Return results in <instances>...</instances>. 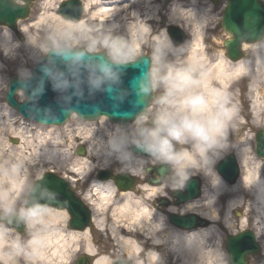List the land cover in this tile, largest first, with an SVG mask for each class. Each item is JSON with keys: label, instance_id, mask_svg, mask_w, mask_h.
I'll use <instances>...</instances> for the list:
<instances>
[{"label": "rangeland", "instance_id": "374dc122", "mask_svg": "<svg viewBox=\"0 0 264 264\" xmlns=\"http://www.w3.org/2000/svg\"><path fill=\"white\" fill-rule=\"evenodd\" d=\"M62 1L64 0H36L30 9L28 18L18 21V31L22 40L9 29L0 26V115L7 116L12 122L11 129H8L7 122L2 124L3 120L0 121V143L2 141L0 180L3 174L2 167L9 171L17 161L15 157L9 155V147L18 146L20 150H24V155L27 156V158L17 161L21 188L17 192L10 190V198L7 203L2 198L1 193L8 190V187L6 185L0 186V213H3L2 210L7 208L10 209L8 214L19 213L18 210L23 208L26 194L33 180L48 171H53L59 175H71L72 168L78 166L86 168L88 166L85 173L76 174L87 176L92 175L99 168L105 167L112 168L114 173L123 172L126 170L124 165L127 164V157L128 164H135L138 161L144 166L145 162L149 163V159L131 154L129 151L130 144L114 147V145H120L123 139L130 137L133 122L124 127L109 122L106 118L83 121L72 115L63 125L46 126L24 119L5 103L4 95L8 87L9 77L26 78L22 77L21 73H30L34 64L49 49L64 47L82 48L90 52H104V44L114 43L122 51L130 53L134 57L133 60L141 55L151 57L149 72L153 95L144 113L149 116V122L162 108L181 106L184 100L185 103L192 101L189 98L191 95L189 94L190 88L187 86L181 88L178 84L182 81L183 73L187 72L191 83H195L205 70L201 69V66L191 69V64L188 61L189 50L180 48L186 41L190 40V32L194 28V23L201 22L203 24L202 38L197 52L205 58L202 64L208 68L220 56L227 58L223 46V41L227 35L220 26L222 5L225 0L218 1V4H215L213 0H81L84 7L81 19L84 20L85 27L72 30L65 26V20L57 14V6ZM103 3H105V7L102 8L114 6L116 9L107 17L111 19L102 27L98 17L92 16L91 13L100 9ZM171 10H174L176 15H173ZM51 13L55 19L52 18ZM190 16L195 19L193 23L189 20ZM40 17H45V19L39 21ZM130 23L135 25L136 23H145L149 28L143 33L141 46L138 49L133 46L132 36L128 32V24ZM167 25L176 26L184 31L186 40L177 47L170 45L167 50L156 53L155 37ZM137 34L138 32L134 34V38L139 37ZM6 45H8L7 50ZM154 54L158 56V59L154 58ZM243 57L251 59L253 55L251 52L243 50ZM233 90L236 98V118L232 119L226 127L227 153L232 152L236 156V152L243 148L248 157L249 166L256 165L264 178V163L255 155L253 146L254 132L258 129H264V116L257 119L253 118L250 113L251 102L245 78L239 81ZM16 98L21 101L25 99V95L19 91L16 93ZM149 108L151 111H147ZM19 132H27L28 134H26L29 136L27 139L30 140V143L27 144L26 140L21 142ZM79 146L85 148V156L76 153ZM24 147L26 149H23ZM47 149L59 153H53L54 157H49ZM242 172L240 166V175ZM6 181L4 179L2 182L5 184ZM136 184L131 190L133 197L140 199L142 205H147L152 209L151 217L143 219L140 223H135L131 215L125 213L116 214L118 217L114 220L112 209L115 205L105 206L103 211H109L106 225L103 223L102 229H97L93 217L94 224L92 229L90 228L91 231L88 230L90 234H94L93 241L89 233L79 234L80 240L77 242V247L75 248L73 243L67 246L68 258L62 264H73L78 255V250L86 248L87 243L93 247L91 254H94V258L105 256L108 258V264H113V261L120 257L125 258L126 261L129 260L132 264H137L139 260L142 264H176L171 261L173 255L166 244L161 245L160 252H157V254H162V257L153 263H147L145 257L150 251L147 243L152 244L151 240L155 239L159 242H170L171 239L168 235L171 229L167 227L168 222L165 221V215L163 226L151 231L152 224H157L165 211L163 212L160 207L153 205L156 196L159 195L158 192L148 194L144 189H140L139 187L144 185L141 178L136 179ZM203 189L204 182L202 181L201 196L199 197L201 199L203 198ZM208 192L211 195L210 188ZM238 196V193H230V195L225 193L217 197L212 206L217 218L214 222L210 221L209 225H214L218 231L221 238V258L224 257L225 259L227 258L224 246L225 237L241 230L247 229L255 232L259 244L262 249L264 248L262 214H257L256 207H254L256 204L251 193L247 194L246 198L242 196L240 203L236 202L233 205V203L227 202L228 197L236 198L237 201ZM227 212H229L228 216L226 215ZM225 219H228L230 224ZM0 223L2 222L0 221ZM25 225L26 231L19 234L23 240L31 230L28 229L27 222ZM168 226L170 227V225ZM153 234L156 236L154 239H152ZM121 235L130 236L137 242L136 244L141 251L137 257L128 256L125 248L119 244L118 238ZM215 238L211 240L212 243H216L218 236L215 235ZM262 249L258 255L250 259L249 264H264ZM221 261L222 259L214 264H221Z\"/></svg>", "mask_w": 264, "mask_h": 264}, {"label": "bare ground", "instance_id": "6f19581e", "mask_svg": "<svg viewBox=\"0 0 264 264\" xmlns=\"http://www.w3.org/2000/svg\"><path fill=\"white\" fill-rule=\"evenodd\" d=\"M102 7H105V3L101 5L100 9L93 11L91 14L92 16L98 17L100 22L99 24L103 27L107 24L108 20L111 19L107 17L111 15L116 8L114 6L111 8ZM171 12H173V15H176L174 10H171ZM51 16L52 18L54 17L52 13ZM43 19H45V17H40L39 21H42ZM62 19L65 20V26L70 30L85 27L84 20L82 19L78 22L65 18ZM189 20L192 23L195 21V19H192L191 16ZM193 25L194 28L190 32V40L186 41L180 48L189 50L188 61L191 64V69L201 66V69L205 70L201 73L199 80L195 81V83H191L187 72L183 73L181 78L182 81L178 84V86L181 88H184V86L190 88L191 92L189 94L191 95L189 98L192 101L189 102L196 100L201 101V107L209 109L218 115L225 127H227L228 123L232 119L236 118V98L233 88L239 81L245 78L247 80V92L249 93V100L251 102L250 113L253 118L257 119L264 116V40L258 44L242 43V49L244 51L251 52L253 55L251 59L243 57L232 61L229 58H223V56H220L215 63L206 68V65L202 64L203 60H205L204 56L197 53L199 43L202 38L201 32L203 24L200 22L194 23ZM148 29V25L145 23H136V25L133 23L128 24V32L132 36L133 46L136 49L140 48L143 33ZM136 32H138L139 37L134 38V34ZM156 43V48L159 47L160 52L167 50L169 47L158 40H156ZM7 49L8 45H6V50ZM170 75L171 73L169 76ZM186 103L184 100L181 106H184ZM0 121H2V124L7 122V128L11 129L10 127L12 122L7 116L0 115ZM26 133L27 132H19V137L21 142L26 140L28 144L30 143V140L27 139L29 136L27 135L28 133ZM1 146L2 141L0 143V152L2 151ZM23 149H26V147ZM50 150L51 149H47L49 157H54L53 153H59L55 150ZM9 155L15 157L17 161L27 158V156L24 155V150H20L18 146L9 147ZM236 157L243 170L242 174L234 184L230 185L221 181V183L215 188L210 187L211 195H215L217 198L225 193L229 195L230 193H238L239 196L237 201L236 198H227V202L233 203L234 205L236 202H242L240 199L242 196L243 198H246L247 194L251 193L256 204L254 207H256L257 214L261 213L263 217L262 235L264 238V178L261 176L260 170L256 165H251V167L249 166V160L243 148L236 152ZM17 161H15V164L9 171L6 169L4 170L2 167L3 174L0 180V186L4 187V185H6L8 187V190L1 193L2 198L6 203L10 198V190L12 192H17L21 188V181L19 180V166ZM142 167L143 164L138 161L135 164H128V170L130 173L133 169L141 171ZM86 168L78 166L76 168H72V171L77 174L85 173ZM140 176L141 175H136V177L141 178L144 184L141 186V189L147 191L148 194L156 192L160 194L163 192L160 184H148L144 181L142 176ZM4 179L7 180L5 184L2 182ZM90 188L93 191V196L97 199V203L94 208V222L97 226L96 228L99 230L102 229V225L104 223L103 209L109 204H115V207L112 209V213L115 217L114 220L118 217L116 214L120 215L125 213L131 215L133 222L135 223H140L143 219L151 217L152 209L147 205H142L140 199H135L131 191L121 192L119 200L114 201L116 192L113 184L108 180L103 183L93 182ZM199 200H201V198L186 202L180 207H176L174 204H169L165 209L166 211H163L164 214L161 215V217L164 218L167 212L171 213L177 211L179 213H186L189 211H195V213L201 215L198 211H209L208 209L203 208V206H200ZM228 214L229 212L226 213L227 216ZM204 217L208 218L207 216ZM216 218L217 216L215 214V219ZM65 219L66 216L63 210H49V212L41 216L38 221H34L31 228L28 227V229L31 230L27 233V237L24 240L21 235H19L20 233L15 231L12 226L0 223V264H2V259L5 253L8 254L9 264H62L64 261H67V246L73 243L76 248L77 242L80 240V232L84 231L87 234L88 228L86 227L81 231L68 228L66 231L62 226L64 225ZM215 219L209 220L214 222ZM225 221L230 224L228 219H225ZM156 225L157 224H152L151 231H154L155 228H159ZM167 227L171 229L170 234L168 235L170 236L169 238L171 241L166 243L159 242L155 239L151 240V242H153L152 244L147 243L149 244L147 245L148 248H150V251L147 252L145 257L147 263H153L162 257V254H157V252H160V247L164 244H166V246L168 245L167 248H170L168 250L172 253L174 258L173 261L176 264H214L215 262H219L221 259L225 261L224 257L221 258V238L214 225L197 227L196 229H192L190 231H182L174 228L172 225L170 227L167 225ZM215 235L218 236V239L216 243H212L211 240L216 239ZM154 237L156 238L155 234H153L152 239H154ZM5 241L7 242L6 244L4 243ZM118 242L125 248V252L130 257H137L138 254L141 253L139 246L136 244L137 242L130 236L121 235L118 238ZM82 252L83 254L86 252L91 254L93 253V247L87 243L85 252ZM93 264H108V258L105 256L96 257ZM137 264H142V262L139 260L137 261Z\"/></svg>", "mask_w": 264, "mask_h": 264}, {"label": "water", "instance_id": "95a60500", "mask_svg": "<svg viewBox=\"0 0 264 264\" xmlns=\"http://www.w3.org/2000/svg\"><path fill=\"white\" fill-rule=\"evenodd\" d=\"M33 0H0V25L12 30L22 40L18 33L16 23L19 19L27 17L29 7ZM214 3H217L214 0ZM58 13L65 19L76 21L80 17L81 5L79 0H66L58 8ZM222 28L230 36L224 41L226 55L231 60H237L242 53V42L259 41L264 36V4L260 0H227L223 11ZM173 46H178L185 39L184 32L176 26L167 27ZM72 57L75 53H82L80 61L65 60L58 55L55 49L49 50L31 70L30 77L21 79L11 76L5 101L25 118L32 119L42 124H63L71 113H76L78 118L94 120L106 116L109 121L126 126L138 115L144 114L145 109L152 98V90L149 79L150 57L141 55L133 61L125 64L113 65V71L117 75L116 80H108L102 83V90L91 89L87 83L89 75L87 65L105 59L103 52H89L85 49L60 48ZM57 66L65 70L67 78L77 87L70 86L64 91H54L51 81L44 76L42 67ZM68 68L77 71L76 76L68 74ZM42 83V91H40ZM147 88V91L143 88ZM21 89L25 95L24 102L15 100V92ZM77 92L80 95H77ZM134 154L145 155L142 151L130 146ZM255 152L264 158V131H259L255 136ZM77 154L84 155L82 147ZM153 168H146L150 172ZM162 178L167 172L163 167L154 169ZM219 175L229 184L236 181L239 175V167L233 153L227 154L216 165ZM99 179H110L114 185L123 190L132 189L135 178L131 174L121 173L113 175L107 170L99 172ZM156 183V182H153ZM72 192L68 184L57 178L52 173L44 174V178L36 181L28 192L24 208L31 207L35 203L43 205H57V200H63L60 206L66 202H73ZM171 196L176 199L177 205L192 200L199 196V180L191 178L183 192L174 191ZM76 221L88 218V212L83 214L80 209L76 213ZM83 217V218H82ZM168 221L176 228L190 230L197 226H205L208 221L196 214L178 215L167 214ZM0 221L6 225H12L19 232L24 231V220L18 214L5 216L0 214ZM80 223V222H79ZM82 223V224H83ZM88 223V222H87ZM229 264H246L248 254L257 252V244L254 235L249 230H243L236 235H231L225 241ZM88 257H79L75 264H86ZM114 264H131L124 258H119Z\"/></svg>", "mask_w": 264, "mask_h": 264}, {"label": "clouds", "instance_id": "9594fccd", "mask_svg": "<svg viewBox=\"0 0 264 264\" xmlns=\"http://www.w3.org/2000/svg\"><path fill=\"white\" fill-rule=\"evenodd\" d=\"M155 39L165 45H171V37L168 35L167 28L161 29ZM103 48L105 59L87 65L89 72L87 83L94 90H102L103 82L117 79L113 65L125 64L134 59L130 53L122 51L114 43H106ZM55 51L65 60L80 61L83 55L75 53L72 57H68L67 53L59 48ZM155 52L159 53L160 48L157 47ZM154 58L158 59V56L154 54ZM41 71L51 81L54 91H64L70 86L78 88V83L70 82L65 70L60 67L44 66ZM77 71L68 68V74L72 76H76ZM29 75L28 72L21 73L22 77ZM42 83L43 80H41L40 91H42ZM143 90L147 91V88ZM77 95L80 93L77 92ZM201 103L196 100L184 106L162 108L150 122L147 114L138 115L133 121L130 137L123 139L120 145H114V147L134 145L150 158L148 161L150 164L163 167L165 172L172 174L174 180L168 186L174 190H183L193 176L201 177L204 189L203 198L199 200L200 206L209 211L198 212L209 219H215L212 206L216 196L209 195L208 189L215 188L222 181L215 165L227 154L228 145L225 142L227 130L219 116L209 109L202 108ZM131 173L136 176L143 174V171L133 169ZM2 211L7 215L10 209ZM18 211L20 218L25 220L31 228L34 221H38L41 216L49 212V208L46 205L35 203L31 207L21 208ZM156 226H163V217L157 221ZM2 264H9L7 253L4 254ZM221 264H227V262L222 260Z\"/></svg>", "mask_w": 264, "mask_h": 264}, {"label": "flooded vegetation", "instance_id": "af4514ba", "mask_svg": "<svg viewBox=\"0 0 264 264\" xmlns=\"http://www.w3.org/2000/svg\"><path fill=\"white\" fill-rule=\"evenodd\" d=\"M155 166H157V165H155ZM142 178L148 184L155 185L153 182H156V184H160L161 188L163 189V192L160 193L159 196H157V198L155 199V202L153 203L154 206L160 207L162 211H166L165 209L169 204H174L175 199L170 197V193L174 189H172L171 187L168 186L174 180V177L172 176V174L170 172L165 174L162 178H160L155 173L143 174ZM79 179H80V177L77 176L74 180H76V181L78 180V181L74 182L72 184V190L74 191L75 201L71 202V206L76 207V205H78L80 207V205H85L90 210V214H91L90 228L92 229V225L94 224V222H93V220H94V218H93L94 217V208H95V205L97 203V199H96V197L93 196V192H89V187H88L89 181H90L89 178L82 179V180H79ZM157 181H159V183ZM120 194H121L120 191H116V197H115L114 201L119 200ZM112 205H114V204H110V206H112ZM49 210L53 211V210H60V209H49ZM63 212L65 213L66 219H65L64 225L61 224L64 227V228L63 227L62 228L65 229L66 231L68 230V228H71V229L76 228V227H72V226H74V224L71 223L72 216L70 215L68 210L64 209ZM190 212H193V211H190ZM83 221H84V219L79 220V222H80L79 224L81 225L83 223ZM106 223H107V217L104 218V225H106ZM76 224H78V222H76ZM90 228L88 229L89 232L91 231ZM84 233H85L84 231L80 232V234H84ZM92 234L89 233V236H90L91 240L93 241L94 234H93V237H91ZM93 256H94V254H93ZM92 260H93V257H92Z\"/></svg>", "mask_w": 264, "mask_h": 264}]
</instances>
